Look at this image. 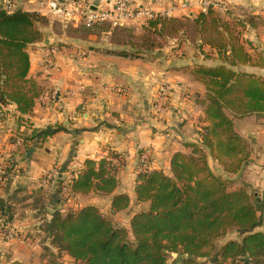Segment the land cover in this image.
<instances>
[{
  "label": "crops",
  "instance_id": "crops-1",
  "mask_svg": "<svg viewBox=\"0 0 264 264\" xmlns=\"http://www.w3.org/2000/svg\"><path fill=\"white\" fill-rule=\"evenodd\" d=\"M91 1L99 7L112 3ZM137 1L157 12L165 11L170 17L193 16L199 10L212 8L221 21L232 23V31L240 35L251 54L250 61L233 67L264 76V0ZM47 2L16 0V8L40 11L46 9ZM126 24L143 26L135 20ZM41 27L42 39L28 48L30 75L48 90L28 113H22L15 102L0 103V177H7L0 181V221L9 218L0 222V228L5 224L12 230L7 237L0 229V264H74L45 229L56 209L64 213L93 203L111 214L116 223L130 227L132 215L148 207V202L139 201L135 192L141 150L151 147L150 166L169 171L172 154L188 151V143L200 140V130L208 123L200 101L207 88L192 68L196 62L214 64L224 60L214 46L213 56H205L195 47L185 55L176 49L158 55H153V50L148 52L150 56L124 55L112 48V28L104 25L98 26L97 32H84L86 27L54 15H48ZM218 28L228 37V31L221 25ZM45 43H58L60 50L55 58H43L41 48ZM162 82L169 84L170 95L165 111L158 116L154 103ZM234 118L249 142L251 158L240 171H226L231 178L245 172L246 181L262 189L264 111ZM25 119L33 127L51 124L56 130L37 144L26 145L23 138L32 128ZM31 146L36 148L28 157ZM109 150L124 154L125 163L115 191L129 193L128 207L112 211L113 193L89 191L67 197L65 188L59 192L61 176L69 178L87 157L99 158ZM209 162L216 171L218 160L210 153ZM54 168L57 174L50 176ZM43 191L48 202L45 206L37 200ZM174 254L169 264H179L184 258L180 253Z\"/></svg>",
  "mask_w": 264,
  "mask_h": 264
},
{
  "label": "trees",
  "instance_id": "trees-1",
  "mask_svg": "<svg viewBox=\"0 0 264 264\" xmlns=\"http://www.w3.org/2000/svg\"><path fill=\"white\" fill-rule=\"evenodd\" d=\"M178 19L158 14L144 28L163 32ZM194 20L202 27L210 21L223 34V42L213 46L224 60L195 63L192 68L207 88L200 101L208 123L200 130V140L188 143V151H175L169 171L163 167L137 169L136 197L148 202V207L132 215L130 227L116 223L93 203L66 213L56 209L45 229L74 264H169L172 252L184 255L182 264H264V186L250 192L245 183L215 172L209 162L210 153L225 170L238 172L251 158V147L234 115L264 111V76L233 67L250 61L251 54L240 35L232 31L231 22L221 21L210 7ZM47 21L37 10L0 8V103L15 102L22 113L31 112L37 98L48 90L30 75L28 49L42 39L41 26ZM136 48V53L129 48L120 52L139 56L140 50H149ZM24 121L32 128L23 138L26 145L37 144L56 130L51 124L33 127L28 119ZM124 163V154L116 150L99 158L87 157L69 178L61 176L58 190L65 188L67 197L89 191L113 193L112 211L124 209L131 196L115 191ZM44 191L37 200L45 206ZM231 230L238 236L227 237Z\"/></svg>",
  "mask_w": 264,
  "mask_h": 264
},
{
  "label": "rangeland",
  "instance_id": "rangeland-1",
  "mask_svg": "<svg viewBox=\"0 0 264 264\" xmlns=\"http://www.w3.org/2000/svg\"><path fill=\"white\" fill-rule=\"evenodd\" d=\"M137 1V0H136ZM138 2V1H137ZM144 4L143 2H139ZM145 5V4H144ZM45 8L47 9V3ZM40 10L42 14L46 16L48 19V15H54L53 13L49 12L48 10ZM203 10H199L195 13L193 16H189L188 14L178 16V20L174 23L167 24V27L163 32H157L150 29L144 28V23L149 20L143 17L132 19L137 22H140L143 26L136 27L132 26L129 27L126 22L122 24H114L111 21H102L97 22V26L93 27H86L84 32H97L98 26H108L112 28V35L109 36V39L111 40V45L113 49H118L122 51L123 49H128L130 53H136L137 46L140 49H148L149 50H140L139 56H150L151 54L148 53L150 50H155V52H152L153 55H158L159 52H171L174 49L178 50L179 53L183 52V55L188 53L190 50L197 48L198 50L202 51V53L205 54V56H213L211 51H214L211 49V46L213 45H219L220 42H223V38L221 35H223L221 32H219L215 25L209 23L205 24L203 27L202 25L199 26V24L194 20V18ZM55 16V15H54ZM164 16L170 17V15L165 14ZM57 17V16H56ZM175 17V16H174ZM177 17V16H176ZM184 17V18H183ZM82 26V25H80ZM83 27V26H82ZM95 28V30L93 29ZM224 32V31H222ZM202 38V41L200 40ZM117 42H124L121 45H117ZM148 53V54H147ZM150 54V55H149ZM178 54V53H177ZM161 56H164L163 53H161ZM200 63V62H196ZM216 164V171L217 173H220L224 176L231 175L228 173L218 162H215ZM215 171V172H216ZM222 172V173H221ZM230 177V176H228ZM247 175L245 172L240 173L239 176H237L235 179L239 183H245L246 188L250 192L259 191V186H254L251 183H248L246 181ZM240 180V181H239ZM67 209L64 213L71 210ZM144 209V208H142ZM262 228H264V224L262 225ZM238 236V232L235 230H231L227 237H236ZM130 237L134 239L133 234L131 233ZM223 239H220L222 241ZM61 253L62 250H60ZM174 252L170 253L169 261H172L174 257ZM229 263H231L233 260H228ZM179 264H182V262H179ZM204 264V263H199Z\"/></svg>",
  "mask_w": 264,
  "mask_h": 264
},
{
  "label": "built area",
  "instance_id": "built-area-1",
  "mask_svg": "<svg viewBox=\"0 0 264 264\" xmlns=\"http://www.w3.org/2000/svg\"><path fill=\"white\" fill-rule=\"evenodd\" d=\"M109 6L99 7L92 3L91 0H48L47 9L55 16L76 23L77 25L92 26L97 22L111 21L114 24H122L128 20L140 17L150 19L158 14L165 15V11H155L148 5L137 2L136 0H111ZM0 5L8 11L16 8V0H0ZM58 43H45L42 45L41 54L43 58L53 59L59 52ZM170 87L167 82L160 83L158 96L154 103V111L161 116L166 109V103L169 99ZM152 156L151 147L141 150L139 155L138 169H146L150 166ZM5 172V171H4ZM57 174L54 168L49 173L50 176ZM7 177H0V181H4ZM5 236L12 235V230L6 228L5 224L1 227ZM0 228V229H1Z\"/></svg>",
  "mask_w": 264,
  "mask_h": 264
},
{
  "label": "water",
  "instance_id": "water-1",
  "mask_svg": "<svg viewBox=\"0 0 264 264\" xmlns=\"http://www.w3.org/2000/svg\"><path fill=\"white\" fill-rule=\"evenodd\" d=\"M0 8H3V5H0ZM36 147L35 146H31L28 150H27V153H26V156H30L31 155V152L35 149Z\"/></svg>",
  "mask_w": 264,
  "mask_h": 264
}]
</instances>
